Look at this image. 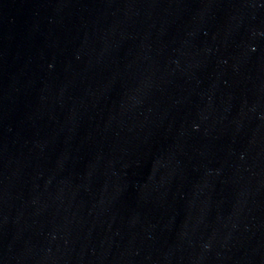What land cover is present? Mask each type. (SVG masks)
Listing matches in <instances>:
<instances>
[{
    "label": "water",
    "instance_id": "water-1",
    "mask_svg": "<svg viewBox=\"0 0 264 264\" xmlns=\"http://www.w3.org/2000/svg\"><path fill=\"white\" fill-rule=\"evenodd\" d=\"M0 264H264V0H0Z\"/></svg>",
    "mask_w": 264,
    "mask_h": 264
}]
</instances>
